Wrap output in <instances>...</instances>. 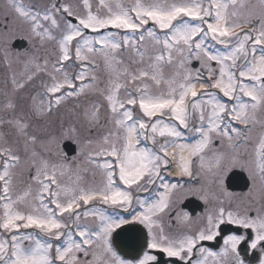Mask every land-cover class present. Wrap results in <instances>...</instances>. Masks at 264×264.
Masks as SVG:
<instances>
[{
  "label": "snow or ice",
  "instance_id": "1",
  "mask_svg": "<svg viewBox=\"0 0 264 264\" xmlns=\"http://www.w3.org/2000/svg\"><path fill=\"white\" fill-rule=\"evenodd\" d=\"M8 3L33 39L57 45L53 60L34 59L23 79L11 80L19 91L41 74L49 77L42 81L44 99L32 97L33 115L42 119L71 98L98 93L111 128L85 141L82 160L69 162L52 158L55 136L41 140L21 116L0 118V127L23 140L21 154L0 132V264H134L112 242L129 223L147 230L149 251L135 264H156L153 251L179 264H245L244 241L264 264V0H81V11L67 0L42 9ZM125 51L132 57L127 64ZM4 107L15 111L11 101ZM101 107L82 112L90 130L101 126ZM257 126V146L246 159L240 150ZM185 130L196 137L192 143L182 142ZM77 132L73 126L66 134ZM38 143L48 155L36 150ZM173 161L180 176L200 184L207 208L195 229L175 207L183 185L165 182ZM237 166L248 170L253 190L259 181L258 194L250 190L248 198L260 208L241 210L231 193L214 190L225 168ZM22 167L28 176L18 191ZM139 192L150 197L134 196ZM224 224L246 234L222 237L218 251L204 246L221 237Z\"/></svg>",
  "mask_w": 264,
  "mask_h": 264
},
{
  "label": "flooded vegetation",
  "instance_id": "2",
  "mask_svg": "<svg viewBox=\"0 0 264 264\" xmlns=\"http://www.w3.org/2000/svg\"><path fill=\"white\" fill-rule=\"evenodd\" d=\"M96 0H93V3ZM51 0H23V3L27 6L33 8H44L47 6ZM73 9L76 11L82 10L81 0H67ZM95 5V4H94ZM57 37L60 36V33H55ZM4 37H7V43H5ZM4 48H7L9 51V58L6 62L4 60ZM57 52V45L55 41L47 42L41 45L37 40L31 37V33L27 25L21 22L16 15L14 14L11 6L8 3V0H0V103L6 102V94L13 92L11 97L14 100L15 104H31L33 103L32 97L36 96L38 98L44 99V88L41 87L42 82L45 81V74H41L38 77H35L31 82L26 84V87L19 91L13 90V85L11 80L13 76L17 80L23 79L27 72L31 70V64L34 59L42 60L48 58L50 61L55 58ZM215 66V65H214ZM75 71V69H73ZM103 78V76H102ZM105 81V79H103ZM41 82V83H40ZM78 83V82H77ZM103 85V83H101ZM39 94V95H38ZM80 97L78 98V102ZM83 101V98H82ZM80 103H82L80 101ZM82 104L80 107H70V111H74L75 114H80V110L83 112ZM81 112V114H82ZM73 113V114H74ZM52 114V113H50ZM48 115V117L50 116ZM63 114V113H62ZM14 116L18 115L22 118H25L23 113H13ZM69 113L67 111L61 115L59 113L58 117H68ZM76 117V115H74ZM11 117L10 112L5 114L4 118ZM71 117V116H70ZM80 117V116H79ZM0 118L2 116L0 115ZM77 118V117H76ZM264 119V116L261 117ZM186 131V130H185ZM260 126H257L253 129L248 142L241 148V154L246 158L250 159L253 153L254 148L257 146L258 137L260 134ZM187 133V131H186ZM188 136L192 135L187 133ZM151 146V145H149ZM80 154V153H79ZM69 162L74 160L79 161L80 157L77 159H67ZM175 167V161H173L168 168L164 171L163 175L165 177V182L169 184L183 185V187H178L175 190L174 199L176 201L175 207L177 210L188 213L192 221V227L195 229L201 223V218L205 215L207 206L204 201L200 198L199 188L200 184H196L190 180L188 177L174 176L171 174L170 170ZM194 170L198 168V163L193 165ZM99 178V177H97ZM87 179L91 180L92 176L89 172L87 174ZM68 182V181H67ZM191 189V191H190ZM214 190L219 194L220 192L231 193L234 197L233 206L239 205L241 210L245 208H260L261 204L257 201H251L248 198L250 190L253 191V195H257L259 192V181H256V188L253 190V180L249 175L247 169L242 167H226L221 174V178L214 185ZM134 196H138L141 199L149 198L150 193L148 192H139L134 193ZM110 214H119L125 218L131 219L129 213L123 212L122 210H116V213L112 209H108ZM87 222V221H86ZM88 223H91V219L88 220ZM164 226L167 229L168 227V217H165L163 220ZM133 224L136 229L134 238L130 240L132 242V247H137L141 241L142 248L137 254L139 258H142L143 252L149 251L146 248L147 241V230L138 223H129ZM221 237L217 238L216 241L204 242V246L210 247L213 250H219L223 244L222 237L230 234H240L245 235L246 232L244 229L238 228L235 225L224 224L221 226ZM113 242V238H112ZM114 245V242H113ZM128 247V246H127ZM129 248V247H128ZM115 249V248H114ZM116 250V249H115ZM125 253L129 256L121 255L117 250L116 252L123 259L130 260L128 257H131L133 254L130 250L125 248ZM239 252L242 259H244L245 264H260L261 253L259 250H252L248 247V241L241 242L239 245ZM157 256L156 264L166 263V264H179V262L171 261L172 258H168L165 254L158 252H151ZM136 260H131L134 262ZM175 262V263H173Z\"/></svg>",
  "mask_w": 264,
  "mask_h": 264
},
{
  "label": "rangeland",
  "instance_id": "3",
  "mask_svg": "<svg viewBox=\"0 0 264 264\" xmlns=\"http://www.w3.org/2000/svg\"><path fill=\"white\" fill-rule=\"evenodd\" d=\"M96 1H94L95 4ZM123 59L125 61V63L127 64L130 60H131V53H129L128 51H125L122 53ZM50 67V65H49ZM133 67H135V65H133ZM165 72L166 73H171L172 69L165 67ZM98 75L101 78V83H103V85H101V87L104 86L105 82H106V75L103 71V67L101 65V68L98 69ZM103 76V78H102ZM105 79V81L103 80ZM45 81H49V77L46 75L44 78ZM42 82V81H41ZM40 82V83H41ZM42 87V85H41ZM7 98H9L6 102L4 103H0V115L2 116V118L5 117V114L10 112L11 117L12 118L14 115V112L17 113H23L25 115V120H27L30 123V128H29V132L33 135H36L38 137L41 138V140H45L47 139L48 136H55L56 137V144L55 145H50L49 147H51L53 149V159H60L63 154V150H62V143H64L65 141H72L76 144L77 148H78V154H76V156L74 157V159H77V157H80V160L83 159V155L82 153H85L89 150L88 146H86L85 141L87 139H92V140H98L103 134H105L110 128L111 125L107 123V119H108V111L106 108V104L105 101L103 99L102 96H100L98 93H90L88 95H81L80 96V100L78 102V98H71L69 99L67 102L63 103L61 106H59L58 108H55L51 113L52 114H59L61 113V115L63 116V114L67 111V113H69L68 117H63L57 120V127L54 129H50L46 130L43 129V121L41 122L42 119H37L32 112V103L31 104H15L14 100L11 98L13 96V92H11L10 94L7 93L6 94ZM83 98V101H82ZM43 98H38L37 102ZM9 101L13 102L15 104V111H9L6 110L4 105L6 103H8ZM80 101L82 103H80ZM80 104H82V109L85 108H90L93 104H100L101 107V126L98 128H93L90 130V126L87 124V122L83 119V116L81 114V110L79 111L80 114L74 113V111H70V107H75L78 106L80 107ZM63 113V114H62ZM74 113V114H73ZM76 115V117L74 116ZM18 116V115H16ZM71 116V117H70ZM80 116V117H79ZM53 117V116H51ZM8 119V118H5ZM76 127L78 129V132L76 135H68L67 133V129H69L70 127ZM0 132L4 133V140L12 145L15 149H18L21 151V154H23V140L21 138H18L16 136L15 130L7 125H4L2 127H0ZM4 141H0V144H3ZM182 142H186V137L184 138V140ZM192 143V142H190ZM36 150L38 152H42L44 155H48V152L45 151V146L42 144H37L36 145ZM80 153V154H79ZM27 170L24 169L22 167L21 170H18V175L16 177V184H17V190L20 191L24 188V181L27 180ZM98 177V176H97ZM65 182L68 181L67 177L63 178ZM99 179V178H97ZM89 180V179H88ZM90 181V180H89ZM86 222V221H85ZM88 223V221L86 222Z\"/></svg>",
  "mask_w": 264,
  "mask_h": 264
},
{
  "label": "water",
  "instance_id": "4",
  "mask_svg": "<svg viewBox=\"0 0 264 264\" xmlns=\"http://www.w3.org/2000/svg\"><path fill=\"white\" fill-rule=\"evenodd\" d=\"M195 66H196V63L194 64V67ZM63 149L65 150L67 156H72L75 152V146L69 141H67L63 144ZM135 232H136V229L133 226L123 227V228L117 230L113 236V241H114V245H115L116 249L121 254H123L125 256H129L124 251L125 248H127L133 254L130 257L132 259H135L138 257L137 254L140 252V250L143 246V245H141V243L143 241H141V243L137 247H132V242L130 240H132L134 238Z\"/></svg>",
  "mask_w": 264,
  "mask_h": 264
},
{
  "label": "trees",
  "instance_id": "5",
  "mask_svg": "<svg viewBox=\"0 0 264 264\" xmlns=\"http://www.w3.org/2000/svg\"><path fill=\"white\" fill-rule=\"evenodd\" d=\"M43 126V129H46V130H50L51 128L55 127L57 125V120L54 121L53 120H50L48 122H46L45 124H42Z\"/></svg>",
  "mask_w": 264,
  "mask_h": 264
},
{
  "label": "bare ground",
  "instance_id": "6",
  "mask_svg": "<svg viewBox=\"0 0 264 264\" xmlns=\"http://www.w3.org/2000/svg\"><path fill=\"white\" fill-rule=\"evenodd\" d=\"M178 172H179V170H178V168H177V166H175L172 170H171V173L173 174V175H179L178 174ZM180 176V175H179Z\"/></svg>",
  "mask_w": 264,
  "mask_h": 264
}]
</instances>
